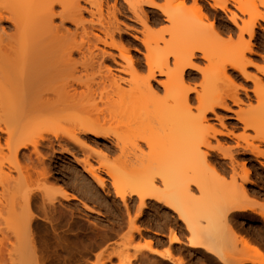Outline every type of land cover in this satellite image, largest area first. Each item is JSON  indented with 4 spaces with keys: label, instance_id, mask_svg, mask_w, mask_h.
<instances>
[{
    "label": "bare ground",
    "instance_id": "6f19581e",
    "mask_svg": "<svg viewBox=\"0 0 264 264\" xmlns=\"http://www.w3.org/2000/svg\"><path fill=\"white\" fill-rule=\"evenodd\" d=\"M83 1L0 0V264H111L113 259L146 264L149 256L159 264L173 261V245L181 243L176 229L165 250H155L150 240L133 248V232L141 230L129 216L124 237L118 227L93 247L101 249L96 254L78 248L73 214L61 206L71 201L88 206L63 176L53 186L49 161L55 143L80 149L83 159L70 155L85 189L94 191L92 182L103 191L105 174L125 209L128 199L136 198L135 219L146 201H154L180 221L189 248L220 264H264V251L253 238L234 232L236 218L264 224V200L252 198L243 186L251 184L250 168L245 160L235 161L239 152L264 160V57L253 51L257 30H263L264 0H165L163 6L122 0L144 29L143 64L115 41L120 0ZM188 2L193 10L186 14ZM169 5H175L173 12ZM142 6L158 11L171 26L154 32ZM160 43L175 49L161 52ZM247 54L260 56L263 64ZM198 60L205 67L197 66ZM237 80L252 84L250 92L260 103L253 112L249 101L239 99L237 91L247 90ZM217 110L233 114L242 133H222L209 124L207 116ZM215 117L224 128L223 119ZM219 137H233L235 146H224ZM100 140L111 148H100ZM108 151L118 153L115 160L124 170L93 165L106 160ZM221 161H229V172ZM135 169L139 176L127 177ZM202 199L205 210L196 208Z\"/></svg>",
    "mask_w": 264,
    "mask_h": 264
},
{
    "label": "rangeland",
    "instance_id": "374dc122",
    "mask_svg": "<svg viewBox=\"0 0 264 264\" xmlns=\"http://www.w3.org/2000/svg\"><path fill=\"white\" fill-rule=\"evenodd\" d=\"M83 1V0H82ZM158 4H162V6L165 3V0H154ZM255 2L258 3V0H242L243 3H250V2ZM82 6L89 7L87 6L84 1L81 2ZM119 4L122 5V9L120 6L119 13H117V17L115 19V22L117 27L119 28L120 32H115L114 33V38L116 42H120L122 45H124L125 48H128L129 54L134 59V61L141 62L142 64L144 63V56L146 55L145 53V48L142 45V41L144 40V29L143 26L138 22V20L134 17V15L127 9L126 5L122 2V0L119 1ZM111 4L109 3V6ZM166 6V5H165ZM169 5L167 9L170 12L174 11V6L175 5ZM124 7V8H123ZM193 10L191 2H188L186 8L184 9V12L186 14L191 13ZM232 10H234L232 8ZM106 8L103 10L102 16L105 20L107 17V12ZM129 11V12H128ZM142 11L145 12V14L148 15V20L151 22V26L154 28V32L156 31H161L162 29H168L171 26V23L168 21H163V17L160 16V13L156 10L146 8L145 6H142ZM154 13H156L154 15ZM120 14V15H119ZM86 19H89L88 15H84ZM157 20H156V19ZM222 19L224 21V24H227V19L222 15ZM159 20V21H158ZM159 23H158V22ZM161 21V22H160ZM152 22H157L154 25ZM261 27L264 30V24L260 23ZM143 29V30H142ZM118 30V31H119ZM234 32H236L235 28H232ZM262 29L257 30V40L254 43V48L253 51L256 54H259L260 56L264 57V51L261 48V41H264V31ZM261 37V38H260ZM137 39V40H136ZM105 51H108L109 53H113V55L117 56L118 52L105 48L101 46ZM158 49L161 52L167 53V51H171L175 49V46L173 44H162L160 43L158 46ZM247 58L251 59L252 62L256 61L258 65H262L260 56L258 55H246ZM197 57H200L197 55ZM119 59L116 60V62L120 65H123V61ZM108 66L114 69H119V66H116L115 64L111 63H106ZM195 64L199 67H205L206 63L202 60L195 61ZM248 72L254 73L255 71L253 69H248ZM117 76H119L121 79L127 80L128 75H125L123 73L119 72H114ZM195 82H200V76L196 75L194 77ZM156 80L158 82H162L165 79L163 77H157ZM157 81H151V84L160 90L162 92V89L159 84H157ZM236 84L240 87H243L246 92L243 90H238L237 95L239 99H241L243 102H246V105H248L249 101V108L252 109H257L260 106V103L257 102L256 99H254L252 93L250 92L252 90V84L251 83H245L243 80H237L235 81ZM264 82V79H263ZM246 84V85H245ZM248 84V85H247ZM245 94H248L245 96ZM194 95L191 96L193 98ZM247 97V98H246ZM252 97V98H251ZM250 98V100H249ZM248 99V100H247ZM247 106L244 108L246 109ZM235 107L232 108V110L235 111ZM248 109V108H247ZM250 110V109H248ZM220 112V113H219ZM217 114V117H221L223 119V124L224 128H221L220 122H217V119H215ZM208 120L209 124L213 125L216 130L221 131L222 133H226L228 130L235 133L234 135H240L242 133L241 125L235 121L233 118V114L227 113L224 111H216L214 115H208ZM215 119V120H214ZM233 127L239 128L237 130H232ZM232 128V129H231ZM247 134H251L250 132H247ZM82 140L89 139V137H83L81 136ZM80 138V139H81ZM84 138V139H83ZM220 143L223 144L226 147L230 146H235L236 139L233 137H219ZM215 141H212L214 144ZM98 144L100 148L102 149H110L111 145L108 143H104L103 141L100 140L98 141ZM57 143L54 144V149L52 154V159H50V164H51V173H52V178L51 181L53 183V186L57 187V182L55 178L58 176H63L66 182L78 193L79 197L87 204L88 207L82 206L81 203L71 201L69 203H63L61 208L64 211H69L70 213L73 214V219L75 225H77L79 229V236L76 239V244L78 248L88 251L92 254H96L98 251L101 249L99 248L98 250H93V247H97L96 245L100 244L102 241V238L113 231L118 230L120 227H123L120 233L121 236L124 237L126 234V223H127V216H129V220L132 219L135 222L136 228L138 230H141L139 234L136 232H133V241L131 246L133 248H143L146 244L147 241H152L153 242V248L157 251H162L168 248V238H169V233L171 229H176L178 232V235L180 237L181 243L173 245V261L171 260V264H174L180 262L181 264H220L213 256H210L206 254L203 250L201 249H191L188 247V242H187V233L184 232L181 229V223L179 220H177V217L171 212L167 211L163 207L159 205H155L154 201H146V208L143 210L142 215L138 218L135 219L136 215V209L139 204L138 200L136 198H133V200L127 201V207L128 209H125V206L123 203L115 197L114 195V190L112 189L110 185V179L105 175L102 174V177L105 180V185L106 188L102 191L100 190L94 183L91 182L90 179H88V182L90 185H92L95 190L92 191L91 189H85L84 181L82 178H80L81 173L78 171L76 168V164L74 163L73 158L71 157L70 154H73L74 157L77 159H83V156L81 154V151L79 148L76 146L70 145V146H65L63 144L58 145ZM109 145V146H108ZM62 147V148H61ZM110 147V148H109ZM63 148L68 150V152H64ZM144 149L145 154H147V150ZM109 157L106 160H102L99 163L93 162V165L95 167H99L100 163L105 164L110 170L114 171H120L124 170L123 165L120 162H117L115 159L117 158L114 153H111L108 151ZM240 153V154H239ZM237 155L235 154V161L236 163L240 164L245 160L244 162L247 163L248 167L250 168L251 175H250V182L251 184L249 185H243L246 190L250 193V196L252 198H260L264 200V168L258 163H262L264 166V160L259 159L256 160L253 157L250 156H243L242 152H239ZM58 157L59 159H56ZM2 161L4 160L3 158L1 159ZM258 161V162H257ZM47 162V163H49ZM229 161H221V164H224L225 168H228L229 172ZM119 163V164H118ZM227 165V166H226ZM53 166V167H52ZM73 168V169H72ZM74 170V171H73ZM130 171V170H129ZM127 173V177L129 178H136L138 177L141 173L136 170H131V172ZM134 171V172H132ZM53 172L56 175H53ZM75 178V179H74ZM82 182H81V180ZM55 182V183H54ZM81 187V188H80ZM84 188V189H83ZM88 190V191H87ZM92 191V192H91ZM193 192L198 196L197 192L195 189H193ZM198 198H200L198 196ZM207 207V204L205 203L204 199L200 200L197 202L196 208L199 210H205ZM128 211V212H127ZM129 214V215H128ZM236 218L235 219V230L234 232L237 233L238 235L242 234L241 236L248 238L249 236L252 237L251 239L254 240L253 242H256L255 244H258V246L264 251V224H261L260 219H258L256 222H251L250 219L248 218ZM238 226V227H237ZM119 227V228H118ZM126 227V228H125ZM178 228V229H177ZM213 231L215 229H212ZM237 230V231H236ZM124 235V236H123ZM118 238H121L120 236ZM118 241V240H116ZM103 244L100 246L103 249ZM114 251L117 250V246L112 247ZM147 255V253H146ZM150 257V258H149ZM149 261L152 264H157L156 257L149 256ZM147 258V260H148ZM154 259H156L154 261ZM147 260L145 261L146 264ZM152 260V262H151ZM148 261V262H149ZM173 262V263H172ZM116 264L117 260L113 259L111 264ZM166 264H170L169 262H166ZM175 263V264H176ZM159 264V263H158Z\"/></svg>",
    "mask_w": 264,
    "mask_h": 264
}]
</instances>
